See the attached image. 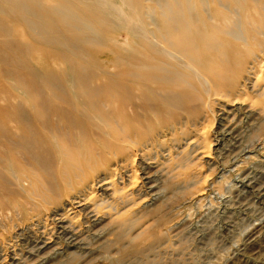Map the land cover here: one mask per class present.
I'll return each instance as SVG.
<instances>
[{"label": "rangeland", "instance_id": "1", "mask_svg": "<svg viewBox=\"0 0 264 264\" xmlns=\"http://www.w3.org/2000/svg\"><path fill=\"white\" fill-rule=\"evenodd\" d=\"M106 1L140 10L136 24L196 69L231 78V97L206 99L141 33L101 20L96 5L112 13L101 0H0V264H264V0ZM80 93L100 96L96 114L111 105L115 132L111 117L138 127L132 142L75 128L93 103ZM100 147L102 168L77 187L84 210H63L73 191L61 179Z\"/></svg>", "mask_w": 264, "mask_h": 264}, {"label": "bare ground", "instance_id": "2", "mask_svg": "<svg viewBox=\"0 0 264 264\" xmlns=\"http://www.w3.org/2000/svg\"><path fill=\"white\" fill-rule=\"evenodd\" d=\"M174 1H177V0H174ZM215 2H218V0H215ZM101 3H102L101 5L107 7L109 10H112V13H107V12H104L103 11V9H102V7L100 5H96L97 6V9L101 13V20L107 21V20H109L111 18L112 19L115 18L114 15H116L119 18L118 23L121 24V25H123V26L128 27V29H126V30H132L135 34L141 33L142 35L140 37L144 40V42H146L150 46H153V48L156 49L167 60L173 62L179 68H181V69L189 72V74H191V76L198 83V85L201 88L202 93H203V95H204V97L206 99L211 100L214 95L219 96V97H223V96L224 97H231L230 94L229 95H226L227 93H229V90L226 89V86L230 82L231 78L228 80L227 83H226V81H220L217 78H215V74L209 75V73L206 74V73H204V72L196 69L195 67H193V65H191L187 61V59H184L178 52H176L173 49H171L169 47H166L163 44H161L160 42H158L156 40L158 37L154 35V32H153V37H152L149 34V32H147L145 30V28L141 24L139 26L136 24L137 19L140 20V18H141L140 17L141 16L140 15V10H139V12H135V10L133 9V6L131 5L130 9H128L127 11H123L122 9H116L112 4H110L106 0H101ZM224 8H226V7L224 6ZM160 10H162L161 9V4H159L157 6V10L154 12V15H153V24H155V19L156 18L161 19V17H164V14H163L164 12L163 11H160ZM237 11H238V13H237ZM235 12L237 13V15H238V17L240 19L243 18V15L244 14H241V11L236 10ZM156 24H155L156 25L155 26V29L157 30V32L159 34H161L162 33L161 30L158 28L159 23L157 22ZM88 28H89L90 31H93V28H92L91 24H88ZM257 30L258 29H255V27L251 26L249 32H257ZM165 36H166L165 34L163 36L160 35V37H163V39H165ZM238 38L239 39H243L242 38V35L239 36ZM257 44H259V41L258 42H255L254 45H257ZM170 45H171V43H170ZM247 55L248 56H251L250 52H248ZM262 56L264 58V54H262ZM263 58H262V60H263ZM260 63H262V62L259 61L258 64H257L259 66V68L262 66V65H260ZM240 64L238 63L236 65V69H235V71H234L233 74L236 75L237 72L239 73ZM242 70H243V68H242ZM251 71L252 70L250 69L249 72L248 71H244V73H247L248 75H250L251 74L250 73ZM78 78L80 80V77H78ZM240 79H242L241 78V75L239 76V74H238L237 81H235V79H234V81L231 82L232 86H233V84H235V82L236 83H239V80ZM246 81H247V79L245 80V82ZM81 82L78 81V82H75V83L76 84H81ZM88 85H87V87H88ZM98 87L101 88V86H98ZM221 89H223L224 92H220L219 93V91ZM85 91L86 90L84 88L83 92H85ZM109 91L110 92H113L110 89H109ZM127 91H128V89H127ZM234 92H235V90H234ZM92 94H93V91H92ZM92 94H88L89 96L87 94H85L83 96L82 93H80V96L74 99L75 102L76 103H79V104H84V102H86L85 100H91L93 102V103L90 104V106L89 105H86L85 106V110H83L80 113L82 116H84L86 118H90V120L88 119L89 122H87V121H84V122L78 121V122L74 123V127L75 128L76 127L79 128L80 126L87 127L89 125L91 127H94L97 130V133H100L101 135H102L103 131H99V130L104 129V133L103 134H105L104 135L105 136L104 137L105 139H108V137L115 136V137H118L121 142H123L124 140H129V141L132 142V138L135 137L134 134L137 133L140 129L138 127H136V129H130L131 132H128L127 129H125V128L123 129V127H121L119 125V122L116 120V118L114 119V117H111V119H113V121H111L110 124H113L117 128V131L116 132L114 130H112L111 127H109L108 125H106V123H108L107 122V116H108V113L110 112L109 107H111V105L109 103H106L105 105H103L102 112L96 114V111L98 109L97 107H99V105L97 104L98 101H96L95 99L97 97L100 98V96H98V95H92ZM17 104H18V102L16 104H13V105H16V106H19L20 105V104L19 105H17ZM91 111L95 112V114H93V112H91ZM67 128L68 127L65 126V124L64 125L61 124V123L58 124V129L60 131H64ZM80 136L82 137V139H84L86 137L87 138L89 137V136H87L86 133L85 134L82 133ZM100 139H103V135L101 136ZM56 141H54L52 139V142L54 143L55 148H57L58 151H61L64 148V144L61 142L62 143V146L61 145H58L57 146L58 143L56 144ZM100 142H102V141H100ZM71 143H72V141H70L69 143L67 142L66 145L67 144L68 145L69 144L71 145ZM76 145H77V143H76ZM101 145H104V144H101ZM80 148L83 149V146H81ZM80 148H79V150H80ZM94 151L96 153L95 156H94V159H91V157H89V159H86V160L84 158H82V161L79 162V164H77V165L74 166L73 173L72 174H69L68 173L67 176H65V177H63L61 179V186L63 187L62 189H63L64 193L66 191H68V190L69 191H73V194L72 195H67L66 194L64 196L65 197V203L64 202H63L64 204L62 203V209L63 210H64V207L67 208L68 206L70 207V210H75L78 207H80V208H82V210H84L85 203H84V201H82V202L80 201V197H82L81 195L83 194V191H84V189H85L86 186L85 185L83 186V188H82L83 190H81V189L78 190L77 187L80 186L79 185V181H81V178H82V176L85 173H87V172H96L99 169H101L102 168L101 166L93 165L92 161L96 160L97 157H102L103 155H105V152H104V150L101 147L99 148V150L94 149ZM81 157H82V155H81ZM61 162H62V159H61ZM8 164L10 165V163H8ZM18 169H19V164H16L14 166V169H13L14 171L11 170V169L5 170L6 172L8 171L9 174H12V176H13V181H9L8 180L9 183L16 184V183H20L22 181L21 180V177L18 176V175H16L17 174L16 172H17ZM1 178H3V177L1 176ZM92 183H94V181ZM98 183L100 184L99 187H100L101 190H103L104 187H107L108 188L109 185H110V187H112V184L109 183V182H106L104 179H102L101 181H98ZM90 188L91 187H88V189H90ZM107 188H104V190H103L104 193L107 191ZM114 193H115V191H114ZM116 200L117 201H120L121 203H124L123 201H125V198L123 196H121V198H116ZM93 201H94V199H93ZM58 214H59L58 211H56L55 213H53L51 225L54 224L55 227H56V229H57V232L60 231L59 232V235H61L62 237H64V236H66V234H65L66 230H65V227L63 226L62 220H60V223H58V221H59L58 218H57L58 217ZM59 224H61V226H59ZM118 231H119V234L117 232L118 235L116 236V238L118 240L121 239L122 237H126L127 236L126 231L125 230H122L120 227L118 228ZM123 242H124V240H123ZM110 243L112 244V242H110ZM129 243H130V241H129ZM105 249H107V248H104V250ZM106 255L107 254L104 255V258L106 257ZM106 259H108V256L106 257Z\"/></svg>", "mask_w": 264, "mask_h": 264}]
</instances>
